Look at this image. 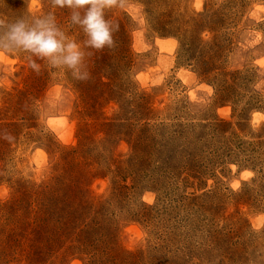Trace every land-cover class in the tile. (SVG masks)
<instances>
[{
  "label": "rangeland",
  "instance_id": "rangeland-1",
  "mask_svg": "<svg viewBox=\"0 0 264 264\" xmlns=\"http://www.w3.org/2000/svg\"><path fill=\"white\" fill-rule=\"evenodd\" d=\"M70 12L0 0L83 53L0 51V264H264V0H120L100 50Z\"/></svg>",
  "mask_w": 264,
  "mask_h": 264
},
{
  "label": "clouds",
  "instance_id": "clouds-1",
  "mask_svg": "<svg viewBox=\"0 0 264 264\" xmlns=\"http://www.w3.org/2000/svg\"><path fill=\"white\" fill-rule=\"evenodd\" d=\"M119 3L120 0H51L53 7L71 10L70 23L79 26L87 37L84 43L97 50L113 46V28L105 20L104 10ZM10 49L30 52L53 67L63 66L77 75L83 58L80 45L61 30L54 13L31 20L18 17L7 25L0 24V51ZM31 67L37 68L35 62Z\"/></svg>",
  "mask_w": 264,
  "mask_h": 264
}]
</instances>
